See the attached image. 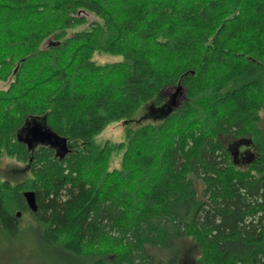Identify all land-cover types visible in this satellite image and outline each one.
I'll use <instances>...</instances> for the list:
<instances>
[{
    "label": "trees",
    "instance_id": "trees-1",
    "mask_svg": "<svg viewBox=\"0 0 264 264\" xmlns=\"http://www.w3.org/2000/svg\"><path fill=\"white\" fill-rule=\"evenodd\" d=\"M0 82V158L32 175L0 178L8 234L33 192L83 264H264V0H0ZM177 86L160 124L94 146Z\"/></svg>",
    "mask_w": 264,
    "mask_h": 264
},
{
    "label": "rangeland",
    "instance_id": "rangeland-1",
    "mask_svg": "<svg viewBox=\"0 0 264 264\" xmlns=\"http://www.w3.org/2000/svg\"><path fill=\"white\" fill-rule=\"evenodd\" d=\"M89 17L93 19V16ZM54 43L52 38L46 40L45 45ZM94 59L98 63L116 62L122 59L120 55L96 51ZM7 82H0V89L6 88ZM186 91L176 93V88L167 87L162 90L163 105L153 103L143 105L131 118H124L110 122L100 133L94 136L93 143L102 148L106 143L117 144L125 141L128 130H136L144 125H158L163 121L165 108L168 109L170 101L175 96V106L183 102ZM156 106V107H155ZM264 129V114L261 122ZM248 144H238L235 147L234 157L237 163L246 164L252 157L253 150ZM122 151H112L110 168L121 167ZM31 173L26 165L13 157L0 158V178L16 184L31 180ZM19 230L17 234L10 235L0 223V264H83L81 257L66 250L61 245H49L44 240L45 226L37 220L34 211L29 209L19 216ZM188 248V247H187ZM188 252V251H187ZM187 254V253H185ZM188 258V257H187Z\"/></svg>",
    "mask_w": 264,
    "mask_h": 264
},
{
    "label": "water",
    "instance_id": "water-1",
    "mask_svg": "<svg viewBox=\"0 0 264 264\" xmlns=\"http://www.w3.org/2000/svg\"><path fill=\"white\" fill-rule=\"evenodd\" d=\"M183 90H184V87H182V86H177L176 87V93H182L183 92ZM184 97H185V95H184ZM175 96H173V100H171L170 101V104H167L168 105V109H170L171 107H173V108H176V107H178V106H175ZM26 198H27V201H28V203H29V205L31 206V209L32 210H35V207H34V202H35V199H34V193L33 192H27L26 193Z\"/></svg>",
    "mask_w": 264,
    "mask_h": 264
}]
</instances>
